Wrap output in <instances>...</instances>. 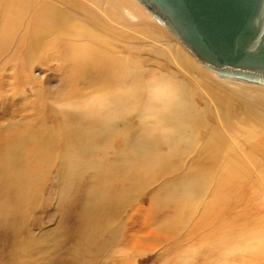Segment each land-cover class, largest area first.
<instances>
[{
	"label": "bare ground",
	"instance_id": "6f19581e",
	"mask_svg": "<svg viewBox=\"0 0 264 264\" xmlns=\"http://www.w3.org/2000/svg\"><path fill=\"white\" fill-rule=\"evenodd\" d=\"M135 21L136 18L123 11L116 0H0V37H21L16 48L20 51L23 49L21 52L25 59L19 60L25 63L23 68L32 72L28 81L34 98H37V103H32L35 114L41 113L45 106L40 109L37 105L43 103L38 86L48 90L51 85L54 86V80L60 82L66 79L65 83L62 81L63 87L68 89L64 96L78 95L62 102L67 108H76V114L64 112L58 119V113L47 112V115L42 113V118L39 116L37 119L36 116L20 127L11 128L13 125L10 121V124L0 128V240H8L10 255L20 252L17 257L21 255L25 264L32 263V254L43 258L52 250L53 244L46 238L49 236L38 240L35 221L24 226L27 203L32 201L27 199H33L34 183L37 184L40 179H34V175L41 169L38 165L49 159L51 148H55L60 156L56 157L61 164L60 173H57L60 189L62 187L65 192L75 180L76 173L81 171L76 167L77 163L72 162L74 157H95L96 151L101 149L105 157L113 156L114 163L110 166L116 169L110 174L102 167L103 177L97 180L87 177L90 187L98 184L100 189L92 191L95 187L92 188V196L87 191L85 198L78 203L81 223L74 226L75 231L73 229L74 232L68 236L70 243L65 247V254L71 256V259L67 258L68 264H106V255L114 243L116 246V231L125 223L131 224L129 219L135 218L133 212L127 215L124 223V213L136 197L134 192L137 193V189L142 191L152 182H159L163 176L169 178L177 172L182 173L175 180L164 182L153 197V210H173V215L167 219L170 222L164 223V228H167L174 217L192 216L199 206L203 207L202 218L197 222L201 225L196 224L191 234L200 237V226L209 223L210 235L207 231L202 238L213 247L205 252L208 255L201 257L205 264H222L224 261L228 264H245L244 255L240 252L246 246L243 245L245 237L250 241L257 240L253 243L255 248L264 245V241H261L264 239L261 228L264 225L258 232L260 229L256 222L252 223L247 216L244 217V211L232 204L242 191L239 182L248 175V169L246 165L243 168L245 163L241 167L234 163L239 153L235 152L234 147L230 153L227 151L231 136L226 132L225 126L228 124L222 115L224 112L228 114L227 118H231V112L227 113L230 101L220 94L221 87L209 83L208 76L189 78L196 73L202 74V70L192 65L190 58L193 56H186L175 41L174 44L158 35L147 39L148 42L136 37L134 33L139 34L141 28ZM139 42L152 53L155 49L159 56L164 57L165 62L161 67L165 73L151 71L152 81L142 73L140 58H133V45ZM36 58L42 64L49 82L44 77L41 79L44 82H41L35 75L33 64ZM197 64L201 66L198 61ZM131 65L138 68L137 71L131 70ZM170 66H174L171 71L168 69ZM178 70L187 76L184 81L180 79ZM216 75L223 81L264 87V84ZM28 88V84L21 87L20 98L23 102L29 98ZM81 99L84 104L79 102ZM201 106L203 109H200ZM212 109L219 115L216 117L221 127L212 124ZM235 142L238 145L244 143L238 135L232 138V143ZM108 144L110 153L103 148ZM51 157L53 159L55 155ZM97 160L91 159L94 169L99 167L100 160ZM213 169L217 171L215 176L211 174ZM130 182L132 184L127 188L125 185ZM111 185L115 187L108 191L107 186L110 188ZM223 213L226 216L216 221ZM217 224L219 230L213 231ZM228 236L238 238L235 244L226 241ZM188 240L185 237V241ZM142 247L139 246L140 249ZM230 248L240 254L231 257ZM120 259L123 261L125 258ZM253 259L258 260L256 257ZM16 261L18 263V259ZM251 264H257V261L253 260Z\"/></svg>",
	"mask_w": 264,
	"mask_h": 264
},
{
	"label": "rangeland",
	"instance_id": "374dc122",
	"mask_svg": "<svg viewBox=\"0 0 264 264\" xmlns=\"http://www.w3.org/2000/svg\"><path fill=\"white\" fill-rule=\"evenodd\" d=\"M136 1L116 0V3L120 6V8L123 11L126 10L136 18L135 24H138L141 30H139L140 32L138 31L139 34L134 33V35L140 38L141 40L144 39V41H147V39H150L151 37L157 35L163 36L165 37L164 39H167V41H170L172 43H174L175 41L176 46L179 47L181 50H183L186 56L191 57V54L185 49V47H183V45H181V43L177 40V38L165 26H164L165 28L162 27L157 22L158 19L152 13H150V11H148L139 1L137 2ZM152 15L157 20H155V18H152L153 17ZM138 28L135 27V29ZM13 36H11L13 39L10 37H7L8 39H6V37L5 38L2 37L4 40H6V42L0 37V41L2 40L5 43H8L5 44L2 41L0 42V44L2 43L0 45L2 49V50L0 49V128L1 126L10 124V121L12 122L13 125L11 128H13L14 126L20 127L22 123L23 125H25L29 123V121H32L31 119H33L36 116L38 117L37 119H39V116L40 118H42V113L45 115H47L49 112H52L51 114H55V115L58 113V117L60 116L58 119L61 118L64 112L69 111L71 114H76L78 112L76 108L68 107L69 108L68 109L67 106L63 104L70 97L78 96V95H73L70 96L69 98L68 95L64 96V94H66L68 91L66 86L63 87L66 79H62L60 80V82H56L58 79L54 80L55 81V82L53 81L54 86L51 85L48 88V90H46V88L43 86H38V89L40 90V94L42 95L41 97L42 99L40 100H42L43 103L37 105L40 106V109H42L44 105L45 106L42 110H40L41 112L39 113L40 115L35 114V111L33 110L34 105H32V103H37L36 102L37 98H34V93H33L34 91L32 90L31 88L32 86H30L31 84H29L30 82L28 81L32 77V75H30L32 72L30 70H25L23 68V66L25 67V63L23 64V62L19 61V60L24 61L22 59H25L24 54L21 52L23 49H21V51L17 49L18 48L17 44H19L18 42L20 41L21 37L18 35L15 37ZM3 46L6 47L3 48ZM133 47H134L132 51L133 58L136 57L138 59L140 58L142 65L141 71L144 75L146 74L145 76L147 80L152 81L151 71H157L156 72L157 74L165 73V70H163L161 67L162 63L165 62L164 57L159 56L157 50L153 49L154 50L153 51L154 54H153L151 51L148 50L149 48L146 49L144 45L141 44V42L134 43ZM143 48L146 50H144ZM8 49H10L9 52L5 51ZM138 51L139 52L143 51V52L139 53ZM145 52L147 54H145ZM35 60L36 62L33 64V67H35V75L39 77V80L41 82H44L42 81L43 77L46 78L45 80H48L49 82V79H47L48 77L47 75H45L46 73L43 70L42 64L38 61L39 59L36 58ZM190 60L193 62L192 65L194 66L196 65L195 66L197 67L196 69L202 70V74L199 75L198 73H196L193 74L192 77L190 76L189 78L199 79L200 77L204 78L205 75L208 76L207 78L209 83H211L212 85L217 84V86L221 87L219 91L220 94L230 101V110L227 113L231 112V118H227L226 116H228V114L225 115L224 112L223 114L225 116L222 115V119L225 118V123L227 121L226 124H228L229 126L228 127L225 124L226 125L225 128L227 129L225 130L231 136V141L229 144L230 147L227 151L230 153L231 148L234 147L237 150L235 152H239L238 155L236 156L237 159L235 160L234 163H236L238 167L243 166V164L245 163L243 168L245 169V165H246V168L248 169V175L245 176V178L243 179V181H241V183L239 182V186L242 191L239 192L235 200L232 201L233 202L232 204L233 207L236 206L238 210L240 209V211L242 212L244 211V214L246 213L244 217L247 216L252 223L253 221H255L256 226L260 229L258 232H261V228L264 230V226L261 227L262 225H264V90H263L264 87L255 86V85H243L230 80L223 81L216 75L217 73L213 71L211 72V70L209 71L207 68L202 67V65L201 66L198 65L197 60L195 58L191 57ZM131 66L133 67L131 70L137 71L138 68H136L133 65ZM144 68L146 69L147 73L150 72L149 75L146 73ZM168 69L171 71V69H174V66H170ZM168 69L166 68V70ZM18 70H20V72L15 73V71ZM180 71L178 70V73H180L179 75H181L179 77L182 81H184L185 77L187 76L183 74L182 70ZM62 81L64 82L63 84ZM48 82L46 84H48ZM23 84H28L29 87L28 88L29 98H26L25 102H23L24 100L20 98L21 87L23 86ZM237 84H240L242 86ZM52 87L53 89L54 87L56 88L53 90ZM65 97L67 99H65ZM56 99L58 100L56 101ZM60 100L61 102H59ZM79 102L81 104H84V101L82 99L79 100ZM200 109H203V107L201 106ZM250 110L253 113L250 112ZM210 111L213 116V118L211 117L212 124L217 128L218 126L221 127V125H219L220 124L219 118L216 117L219 116L216 114L217 112H215L214 109ZM219 111L221 110L219 109ZM238 132L241 133V135ZM13 133L14 132H12V134ZM237 135L244 142V143L242 142L243 143L242 145H238L236 142L234 144L232 143V138ZM103 148L107 149L109 153L111 152V150H108L110 148V144H108V147H103ZM96 152L97 153L95 154V157H92V155H86L81 159H79V157L76 159L74 157L72 159V162H75V165L77 163L76 167L78 169L80 168L81 171L76 173L75 180L73 179L70 185L67 186L70 187L66 189V192L63 191L62 187L60 189L59 174L57 172L60 173L61 164L58 161L59 160L58 158L60 156H58V153L55 148L50 149V157H49L50 160L48 159L45 162V163L50 162L47 165L48 167L43 162L38 165L40 166L41 171L39 170L40 173L37 172V175L35 173L34 179L37 178L40 179H38L37 184L36 182L34 183L36 187H34V191L32 192L34 195L33 199H27L28 201L30 200L32 201L27 203V207H26L27 210H25L27 219L24 221V226H26V224L30 225L31 222L35 221L37 224L35 230L37 233L36 232L35 233L36 236L38 237V240L39 238L40 240H43V236H49L46 238H48L50 244L53 245H51L52 246L51 252L43 258L36 257L35 255L32 254L33 257L31 256V261H32L31 264H68L69 260L67 258L69 257L71 259V256H69V254L68 255L65 254V250H66L65 247L67 246L68 243H70V239H68L69 238L68 236L75 231L76 227L74 226H77L78 223H81L80 215H79L81 213V208H78L79 207L78 203H80L81 198H85V196L87 195L86 194L87 191H88L87 193L91 192V196H92V191L100 189V187H98L97 184V186H94L95 189L92 190V188L94 187L92 186L90 187V183H88L90 180L89 178L94 177L97 180L98 178L103 177L104 174L102 172V167H104L106 171H110V174L114 173V171L116 170L115 168L110 166L111 163H114L113 156H110L109 158L105 157L104 155L105 152L104 150L101 149ZM53 155H55V157L51 159L52 158L51 156ZM55 159L58 162H56ZM91 159L92 160L98 159L97 161L102 159L98 163L99 167L94 169L92 167L93 164L91 162ZM53 160L55 161L53 162ZM84 164L86 165L87 169L84 166ZM85 169L88 172H86ZM83 172L85 174L87 173V175H85ZM211 172H212L211 174H213L212 176H215L217 171L213 169L211 170ZM90 173L92 175H90ZM181 173L182 172L180 173L177 172L176 174L174 173L168 176L170 179L167 178V176L166 177L163 176L162 179L159 180V182L154 181L152 182V184L145 186L142 189V191H138L139 189H137V193L134 192V196L136 197H134L133 202L129 204V206L126 209V213H124V217H123L124 223L125 220L127 219V215H131L133 212L135 213V218L129 219L131 221V224L125 223L122 226H120L119 231H116V246L114 243V246L110 249L109 254L106 255L105 259L108 260L106 264H205V261L202 258L208 255L206 253L211 250V247H213V246L210 247V244L207 241H204L205 239L202 238V236L204 235L203 233H206L210 228L209 223L208 225L200 226L201 228L200 230H202V232L198 234L200 237H195L191 234L196 224L201 225V223H197V222L202 218L201 213L203 211V207L199 206L196 213L192 216L179 215L178 217H174L172 223L167 228H164V225L168 224L167 222L170 219L169 220L167 219L173 215V210L170 209L153 210V206H152L154 201L153 197L163 186L164 182L175 180L177 177H179L178 175H180ZM84 177L86 179H84ZM87 177L89 180L87 179ZM76 181L77 183L74 184V182ZM131 184L132 182L127 183L125 186L129 188ZM108 186H107L108 191H112L113 188L115 187L111 185V187L109 188ZM30 188L32 189V186H30ZM236 190L239 189L236 188ZM207 197L208 196H206L205 198ZM38 200H40L41 203ZM102 200L100 202H102ZM36 204H38L39 207ZM238 205H241L242 207L239 208ZM76 213L78 214V216H76L77 215ZM166 214L168 215V217L166 216ZM224 216H226L225 213H223L220 217L216 218V221L217 219H221V217L223 218ZM216 226H218V228H216ZM216 226L212 229L213 231L219 230V224H217ZM208 232H209L208 234L210 235V231ZM111 237L113 239V235H111ZM185 237L189 239L188 241L190 243H187L188 241H185ZM234 237H238V236L235 235ZM232 238L233 237L228 236V239H226V241H229L228 243L233 242V244H235L238 238L236 239H232ZM244 240L246 241H244L243 245L246 246L244 247V249L240 251L244 255V263L251 264L254 260L257 261V264H264V245H262L259 248L257 247L255 248L254 247L255 244L253 243L257 242L256 239L250 241L247 240V238L245 237ZM261 241H264V239H262ZM8 242H9L8 240L7 241L4 240V242L0 240V264H2L3 259H4L3 260L4 264H12V263L16 264L17 263L16 259H18L17 264L20 263L25 264L23 263V259L21 255L19 258L17 257L19 256L20 252L19 254L18 253L15 254L16 256L14 254L10 255L9 251L11 246L8 247L10 245V243L8 244ZM139 246H143V247L140 249ZM213 254H217V253L214 252ZM213 254L210 255L213 256ZM229 254L231 257H237L240 253L230 248ZM121 257H124L125 259L121 261L122 260L120 259ZM253 257H256L258 260L253 259ZM12 260L13 261L15 260V262H13ZM117 260L120 261L117 262ZM222 264H228V262L224 261L222 262ZM230 264H234V263H230Z\"/></svg>",
	"mask_w": 264,
	"mask_h": 264
},
{
	"label": "water",
	"instance_id": "95a60500",
	"mask_svg": "<svg viewBox=\"0 0 264 264\" xmlns=\"http://www.w3.org/2000/svg\"><path fill=\"white\" fill-rule=\"evenodd\" d=\"M205 68L264 84V0H137Z\"/></svg>",
	"mask_w": 264,
	"mask_h": 264
}]
</instances>
